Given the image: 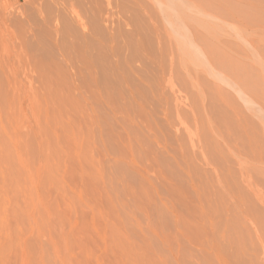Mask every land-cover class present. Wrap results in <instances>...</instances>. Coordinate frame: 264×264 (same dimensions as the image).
<instances>
[{
  "label": "rangeland",
  "instance_id": "1",
  "mask_svg": "<svg viewBox=\"0 0 264 264\" xmlns=\"http://www.w3.org/2000/svg\"><path fill=\"white\" fill-rule=\"evenodd\" d=\"M92 1L95 2V0ZM92 1L0 0V193H2L0 194V215L3 217L2 222L0 220V229H2V232L4 231L3 233L0 232V237L2 238H0V249L3 250L2 252L0 250V253H2V259L0 261H2L3 264H21L20 243H22L21 249L23 247L25 248V254L28 255V264H59L58 262H60V264H64L63 260L68 257V253L71 254V252H75L74 255L78 254V246L76 244L79 243L76 242L77 239H75V241H72L74 240V236L72 235H78V239L80 240V242H99L100 239L107 242V244H109L110 242V244L113 243V245H115L114 243H116L115 250L113 249V246L112 250H109L107 253L103 254V260L105 263H107L106 261H109V259L113 260L116 257L118 259H122L121 254L126 253L125 255L122 254V256L126 257V261L128 262L127 264H133L132 261H134L135 263L137 262L138 264H157V262L158 264H264V224H257L255 223L254 218H248L251 215L247 214V212L245 214V210L243 214V210H240V203L238 201L241 197V200L246 205H251L252 210L250 211H253V209H258L259 211L257 210V212H260V214L264 215V155L262 153L264 152V150H259L261 149V147L259 143L257 144V142L260 141V144L263 143L262 146L264 147V86L261 87V89L258 88L257 84L255 83L256 81H259L258 83L260 84V86L264 85V70H262V72L260 71L261 73H256V71H254L255 69L251 71L249 68H246V70L248 69V74L254 71L253 75H258L257 77H253L252 80L253 84H256V86H254L251 81V83H248L249 94H247L248 91L244 89L241 90V92L243 91L244 93H240V91L238 92L237 90H235L237 87H234L233 91L232 88L230 89V85L225 86L223 85V83H221L224 82L225 84H227V81H222L218 77L217 78L219 79V81L217 79L211 80L213 78L211 77V75L206 74V78L205 74H202L204 80L207 79L211 85L212 83L216 85L220 84L219 86L222 87L225 92H232V94H224V96L228 97L227 99L231 101V104H228L230 105L229 107H227L226 105V108L225 106H223V104H216L218 102H215L214 106H216L219 110L217 105H221L220 110L222 109L223 112L228 109L225 112L227 113V115L231 113L229 115L231 117V120L235 118V116L238 117L239 114L242 115L243 113L244 116L242 115V117L239 116L238 118H240V120H248L249 123L251 122L249 125H252L250 129H255H252L250 131L247 128L248 124L245 120L244 122L246 124H241V122L243 121H240L237 117L236 121L234 120L235 123L230 121L229 119L231 125L227 127V130L228 128H230V130H228L230 131V133H228L227 130L225 133V130H223V128L226 129V127H221L222 132L224 133V137L234 147H237L238 145V148H241V151L239 149H235L239 151V153L241 152L240 154L244 153L242 151H245V153L247 152V155L243 154L241 157H232V155L225 151L226 148L222 145L223 142H219V144L224 147V151H222L225 157L221 158L217 156L220 163L219 161H216L217 163H209L205 158L207 156L204 154L202 155V153L198 151L199 149L197 147V144L195 143L197 142L196 139L198 137V133L200 132L199 129L197 130L196 124L193 121V114L195 110H186L188 108L191 109L192 107H190V103L187 104L188 100L190 99L187 96V93H185L186 91H183V86L180 83L179 78L175 79V75L170 76L169 74H167L168 72H166V75L164 76V80L166 81L165 83H163V87L161 89V87L157 83L156 85H154L155 80L153 79L155 77L153 78V75L156 71L153 65H149L147 62H142L141 64L145 65L143 68L142 65L140 66V62L137 61L134 62V65L132 64V66L137 65V68L133 67L134 70L137 69V71H134L132 69V66L129 69V66L124 60V56L130 52L131 48L127 49L125 47L124 37L126 38V36L123 37V35H125L123 32L125 31L126 33L127 29V34L132 33H129L131 26L124 24V26L120 24L121 26L119 27L123 26V29H125V27L126 29L123 30L119 28L118 30L122 31V33L121 31L119 32L122 36L121 39H119L120 35L116 34L118 37L115 36V39L118 38L116 40L118 42L116 43L115 41H113V43L115 42L117 45L120 44L119 40L120 42L122 40L121 43L124 46L123 47L120 45L121 47H119V56L121 52L123 53H121L122 57L120 56L119 60L122 59L123 63L121 64L120 69H116L114 65L116 59L115 53H112V55L110 52L111 56H109V49L106 50L107 48H109L107 46H109V44L111 43L103 40L108 39L107 37L109 31L111 32L113 29H111V27H106L104 23V16H101V11H98L96 7L89 8L91 4H93ZM195 1L197 2V0H194V3ZM217 1L219 2V4ZM99 2L102 3L101 6L103 7V5L105 6L106 0H104V2L103 0H99ZM126 3L127 2H124L123 4L125 5ZM216 3L218 6H216ZM263 3L264 0H225V2L224 0H198V5L195 4V10L199 9L200 4V8L203 9V12L201 11V9H199L198 11L196 10L195 12L197 16L198 14L199 16H201L204 13L205 16L209 17L213 14L212 16L215 17L210 19H208V17L201 16L203 20H211V23L213 24L215 22H218L219 24V21L220 24H222L221 20L223 21V24L225 25L219 24V27L224 26V29L227 30L223 31V29L221 30L220 28V31L222 35L223 33H225L224 37H227L228 40L230 39V41L233 42V44H231V50H233L231 51V55L234 56V58L235 56H237V51L242 52L241 56L246 53V50H248V53L250 54L253 41H257V46L262 47L257 48V46L255 45L256 43L254 42L252 49L254 50L255 48L254 53H257L260 59L258 60L262 63V66H259L261 69H264ZM130 4L132 5L133 3ZM205 4H208V8H210V6H214V9L212 8L209 12ZM229 4L231 8H229ZM131 5L129 6V4H126L125 6H129L131 8L133 6ZM222 5H225L227 9L225 8V6L222 7ZM71 7L75 8L81 14V16L85 15L84 19H87V21L88 18H86V16H91L92 20H97V15H99V18H103L100 20L98 19V21L90 20L93 24L91 26L89 25L90 28L95 27V23L97 24L98 22L99 26L98 24V27L96 26L97 33L93 32L94 35L91 36L87 31H84L76 18L71 13ZM93 8L96 9V12H92ZM221 8L225 12L224 14ZM215 9H217L218 14L215 13ZM212 10H215V12H213ZM234 10L235 12L237 11L236 14L234 13ZM255 11L258 12L256 13ZM126 12L128 13L129 11H125V13ZM140 15L142 16V13ZM140 15L137 14V17L139 19L138 21H140V19L142 21L146 17L144 13V17L142 16L143 19ZM242 15L243 17H246L247 21L243 20ZM60 16H62V18L64 17L63 19L68 20H64V22L67 23L70 34L72 33V31L74 32V29H77L75 30L76 32H79V30H81L80 33H86L85 35L82 33L85 37H83L84 40L81 37L80 39H78L79 37L76 38L72 35V39L76 38L74 39V41H72V39H70L71 35L69 36L67 30V33L64 34L62 42L65 48L63 46L61 48L64 52V55L66 54V56L63 55L62 50L59 49L53 41L54 37L56 36L55 29L53 28L59 26V21H61L62 19ZM122 17L125 19L124 16ZM232 17L235 19L231 20ZM198 19L201 18L199 17ZM90 21H88L89 24ZM120 21L121 20H119V22H116L123 23ZM237 22H239L238 25ZM246 23L251 26L249 27ZM256 23H258L259 25H257ZM261 23L262 25H260ZM218 24H216L215 27ZM253 24L256 25L252 26ZM100 25L102 26L100 27ZM235 27H238L237 30L235 29ZM249 30L251 31V33ZM92 31L95 30L92 28ZM238 32L240 34H238ZM87 33L91 36L90 38L94 37L92 39H98V36H100V34V39L101 37H104L103 34L107 35V37L105 36L102 39L103 42L100 39H96L101 43V45L104 46L107 54H105V52H102L103 48L99 47V44H97L98 46L96 45L97 41L93 42V40L88 37V42L90 43H87ZM98 33L99 35L97 36ZM248 35L251 36V38L253 37L252 39H254H251V44L249 42L250 40L248 39L250 37H247ZM133 36H130V38H126V40L132 43L130 39L132 37V40H134L135 38H133ZM238 39L241 42L237 41ZM73 42H76V44H73ZM153 42H150V44L153 45ZM115 43L113 45H115ZM218 43L219 42H217V44L215 45L224 49H226V47L228 48V46L219 45ZM106 44L108 45L106 46ZM234 44H238L239 46H241L238 47ZM198 45L199 46H195L196 49L198 47H200L201 49L202 45ZM88 46L90 47V53ZM82 47L84 50L86 49V47H88V49H86L84 52ZM153 49L155 50V45ZM200 49H197V51L195 50V54L198 55L197 58L195 54H192L194 55V58H196L195 61H198L195 66L199 69L205 66V64L202 63L203 56L199 55L200 52L198 53V50ZM193 50L194 49H192V52ZM95 52L97 54V57L96 55H93L95 54ZM225 52H227L228 54L230 50L229 52L228 50H225ZM234 52L236 55L233 54ZM258 52H261L262 55L260 56ZM137 53L138 52H134L132 54L130 52V54H132L131 56L136 55ZM248 53H246L247 55L245 54V58L244 56L242 57L244 58V60L247 58L251 59L244 62L249 61V63H253L252 61L254 60V58L257 59L256 53L254 58L251 54L249 56ZM83 54L86 55L83 56ZM104 54L108 55L110 58H107V56L105 57ZM68 55L72 59L70 57H67ZM92 55L95 57L92 58ZM102 55L104 56V58ZM86 56L90 60V64L92 63L91 60L94 61L93 65L89 64L90 66L87 65V68H92L91 73H94V70L96 69L98 81L101 85L105 84V87L107 88L105 90V87L103 85L100 86L101 91H103L101 93V97L103 98V100L98 95L94 96V94V97L90 95L91 97L89 99L86 98V93L84 92V90L86 89L84 88V85H87L86 88H94V83L91 79L90 73L85 72V70H90H87V68L85 69L86 64L84 65L85 67L81 64L87 61L85 60ZM78 57L81 58L83 62L80 63ZM111 57L113 60L111 59ZM68 58L70 59V61ZM109 59H111L112 62ZM200 59H202V61ZM95 60L97 61L100 68L95 67ZM249 63L247 62L246 64L248 67ZM257 63L260 64V62ZM112 66L115 68L113 69ZM138 67H141V69L139 68V70ZM204 68L207 69L208 66H205ZM204 68L201 71L206 70ZM131 69L136 73H132L133 71ZM99 70H101V74L104 75V82L102 80V76L98 75ZM150 70H153V73ZM104 72L106 74H104ZM109 72L111 73V76ZM121 72L124 73H122L121 75L117 74ZM151 73L153 78L152 80L154 81L153 85L159 88L158 91L153 88L154 92H157L156 94L153 92V85L152 87L150 86L151 82H153L150 79ZM118 76L120 78H118ZM144 76L145 79H143ZM255 78L256 81H254ZM177 79L179 82L177 81ZM230 80L234 81L233 79ZM231 81V86H233L234 83ZM115 82L117 84H115ZM126 83H129V87L126 86ZM89 85H91V87ZM250 85L255 87L253 88L255 89V93L253 92L254 90L250 88ZM148 86H150V88ZM70 87L71 89H69ZM180 88H182V90ZM127 89L128 91H130L129 93L126 92ZM163 89L164 91H161ZM251 90L252 94L250 93ZM256 90L260 91L261 93L260 99L258 97L260 93H256ZM161 92L165 94V96L163 94L164 97L161 95ZM241 94H243L244 96ZM231 95L233 97H231ZM157 99H159L160 101ZM231 105L236 106L234 108L237 109L232 110L233 106L231 108ZM166 106L168 108L166 113H169L170 111V115H168V113H165ZM179 107L180 111H178ZM181 107L183 108L185 115L184 113H182L183 111L181 112ZM239 107H241V110ZM163 108H165L164 112ZM175 111H177L176 114ZM236 111L239 114L235 113ZM96 112L99 114V116L98 114H96ZM142 112L144 113L142 114ZM233 112L234 114H232ZM179 113H181L182 115ZM200 113L204 115L202 111H200ZM247 113L248 115H246ZM125 114L127 115V117ZM171 114L174 118L171 117ZM258 114L261 116L258 117ZM164 115L165 117L166 115H168V119L164 118ZM231 115H233V117ZM225 116L226 115L224 114V117ZM189 117H191V120L189 119ZM237 120L238 122L240 121L241 127H243L242 125H244L243 129L246 134H248V132H246V130L248 129L249 134L247 136L249 137V139L251 136L253 137V146H256L257 144L258 150L255 149V153L253 152V150L251 151L252 148L249 149L248 146L250 145V143L248 145L244 144V146L248 148V150H243L245 148L241 147L243 146V142L241 143V141L243 140L245 143L244 137L246 135L243 137V135L241 134L243 130L239 129L241 128L240 126L237 127V124L239 125V123H237ZM172 122H174L173 125ZM235 124L238 128V134L240 133L243 139L241 138V135L237 136V132L234 130ZM155 125H159V127H155ZM159 130H161V132ZM90 131L91 137L89 136ZM196 131L199 132L196 134ZM244 131L243 134H245ZM250 132L253 135H251ZM101 134H103V136ZM179 134H181V136H179ZM228 134H235L236 137L241 138L242 140L236 138L237 142H234L235 136L234 138H232L233 135L231 137ZM127 135L130 140L128 139ZM227 135L231 138L226 137ZM153 136L155 138H153ZM256 136L259 141H257ZM246 139V143H248V138ZM238 141L240 144L238 143ZM251 141L252 140L250 139L249 142ZM183 142L185 143L183 144ZM234 143L238 144L234 145ZM253 146L251 145V147ZM173 148H176L177 150ZM147 149L149 150V152ZM191 149L193 151H191ZM140 151L142 152V154ZM154 151L156 152V154L153 153L152 155V152ZM258 151H261V156L260 152L258 156ZM248 152L249 155H251L250 152H252V155L254 153L256 159L259 158L260 160L255 163L256 159L254 160L251 156V158H249ZM146 154L149 155V158ZM194 155H199L197 156L199 158L195 157ZM186 156L188 157L186 158ZM229 157L231 158V160H229ZM227 158L229 162L231 161V163L228 162ZM166 161L171 164H168ZM188 161L189 167L187 164ZM155 164H157V166ZM217 164L218 166H216ZM243 166L245 170L243 168H240ZM253 167H255L257 170H253ZM162 168H164V170ZM139 169L141 171H139ZM174 169H176V172ZM187 169L189 171H187ZM155 170L158 176L155 173ZM221 170H223V172H221ZM235 172L236 174H234ZM219 173L222 174L219 175ZM241 175H243L244 177ZM53 178L55 179V181ZM259 179H261L262 182L259 181ZM228 181H230V183H228ZM203 187H205V189ZM240 187L242 188V190L240 189ZM209 188L211 191L208 190ZM187 189L188 191H186ZM240 191H242L243 194H241ZM186 194L188 195L186 196ZM248 196L252 198V200H250ZM247 199L249 201L248 204ZM216 203H218V206L216 205ZM21 208H24L23 213ZM230 209L231 211L229 212ZM232 210H235V213ZM25 211L27 217L24 214ZM15 212V217L17 219L15 218L13 221ZM20 212L23 214L22 216ZM198 214L200 217L198 216ZM220 215L223 218H221ZM50 216H52V218ZM19 217L23 218V220L21 218L19 219ZM184 217L187 219H185ZM50 219H52L53 221H50ZM15 220L18 221H16L17 227L15 224ZM35 220H37V223L35 222ZM94 222L98 226L99 230ZM75 224H80L78 225L79 228L78 226H75ZM110 225H112L113 229ZM52 227H56V230H54V228L52 229ZM80 227L83 233L80 230V234L79 232L77 234V231H79ZM70 228H73L72 230H74V228H77L78 230L71 233ZM33 229H35V231H33ZM89 230H91L92 232H89ZM45 232L47 233L45 234ZM74 232H76L77 235ZM114 233L116 234L114 235ZM67 234H69V236ZM81 235L82 239L81 237H79ZM60 237L63 238V242L66 237L70 240V242L72 241L71 243H69L68 240L69 247H67L66 245V247L69 249V252L64 245L60 247L63 250H59V253L60 251H62L60 254L54 250V247L52 246L53 243L51 244V242H53L55 239H57L58 241V238ZM175 237L176 239H174ZM83 239L85 240L83 241ZM15 240L17 241V243L19 242L17 246ZM5 242L6 245H3L5 244ZM7 242L8 245L12 244V246L7 247L6 251L4 247L8 246ZM68 243L66 242V244ZM26 246H28V248ZM22 251H24V249H22ZM119 251L121 254L119 253ZM63 252H65V255ZM129 252H131L132 257L131 254H128ZM31 253L33 254L32 258L29 257L32 256ZM66 254L67 257L63 258V255L65 257ZM58 255L62 256V258ZM38 256H40L41 259ZM136 256L140 258H136ZM29 258L31 260H29ZM228 258L231 261H229ZM67 260H69V263L67 264H70V258L66 259V261ZM122 260L125 261L124 258Z\"/></svg>",
  "mask_w": 264,
  "mask_h": 264
},
{
  "label": "bare ground",
  "instance_id": "2",
  "mask_svg": "<svg viewBox=\"0 0 264 264\" xmlns=\"http://www.w3.org/2000/svg\"><path fill=\"white\" fill-rule=\"evenodd\" d=\"M90 1H92V0H90ZM131 1V2H130ZM203 1H205V0H203ZM209 1H211V0H209ZM213 1V0H212ZM221 1V0H220ZM233 1H235V0H233ZM103 2H104V0H103ZM124 2H127L126 4L128 5L129 4V6L131 5L130 3H133L131 6V8L128 6V7H126L123 3ZM129 2V3H128ZM197 2H198V0H197ZM197 2L195 1V3H194V0H106V2H105V6L103 5V7L101 6L102 5V3L101 2H99V0H95V2L94 1H92V3L95 5H93V4H91V6L89 7V8H92V7H96V9L98 10V11H101L102 12V15L101 16H104V23H105V25H106V27L108 28H110L111 27V29H115L114 31H116V32H114L113 30L110 32L109 31V34H108V37H107V35L106 34H103L104 35V37L106 36L108 39H103L102 37H101V39H100V36H101V34H100V36H98L99 35V33L97 34V36L99 37L98 39H100V40H104V41H106V42H110L111 44H109V46H107L108 44H106V46L107 47H109V48H107L106 50H108V52H109V56H111L110 55V52H111V54L113 53H115V56H116V59H115V62H114V65H115V67H116V69H120L121 68V64L123 63L122 62V59L121 60H119V58H120V56L122 57V54L120 53V56H119V47H121V46H123V44L121 43L122 42V40H121V42H120V40H119V43L120 44H117L116 45V43L118 42V41H116L117 39H115V36L116 37H118L116 34H118V35H120L119 36V39H121V34L119 33L120 31H118L119 30V28L120 29H123L124 27V25H128V26H131V29H130V31H129V33H132V34H127L128 33V31H127V29H126V27H125V29H126V33H125V31L123 32L125 35H123V37L124 36H126V38H130V36H133V38H135L134 40H132V37H131V41H132V43L130 42V41H127L126 40V38L124 37V44H125V47L127 48V49H130L131 48V50H130V52L133 54L134 52H138L136 55H133V56H131L132 54H130V52L129 53H127L125 56H124V60H125V62H126V64L129 66V69H130V67L132 66V64L134 65V62H137V61H139L140 62V66L142 65L141 63L143 62H147L149 65L151 64V65H153L154 66V69H155V73H154V75H153V78H152V73H153V67H152V69L153 70H150V71H152V73H151V80L153 79V80H155V84H154V81L153 82H151V84H150V86L152 87V85L154 84V85H156V83L161 87V89H162V85H163V83H165V81L166 80H164V76L166 75L165 73L166 72H168L167 74H169L170 76L171 75H175V77L174 76H172V77H174L175 79L176 78H179V80H180V83L182 84V86H183V91L185 90L186 92L185 93H187V96L189 97V99L190 100H188V103L187 104H189L190 103V107H192L191 109L190 108H188V109H186L185 107V109L188 111V110H192V111H194L195 110V112H194V114H193V121L195 122V124H196V127H197V130L199 129V133L196 131V134L198 133V137H197V142H195L196 144H197V147H198V151H200L201 153H202V155L204 154V155H206L207 157H205L206 158V161L208 160V162L210 163H213V162H216V161H219V159H218V157L217 156H219V157H221V158H223V157H225V155H223V149H224V147L223 146H225V151H227L230 155H232V157L233 156H238V157H241L243 154H245V155H247V152L245 153V151H242V152H244V153H242V154H240L239 153V151H237L239 148H238V143H239V141H238V143H234V145H237V147L235 146H233V145H231V143H229V141H227L226 139H225V137H224V133L222 132V129H221V127L223 128V127H226V129H224L223 128V130H225L224 132L226 133V130H227V127H229L231 124V122L230 121H232V122H234V120L236 121V117L237 116H235V118H233L232 120H231V117L229 116L231 113H229L228 115H227V113L225 112L226 110H228V109H226L224 112L222 111V109L220 110V108H221V105L219 106V105H217L218 106V108H219V110L217 109V107L216 106H214L215 104V102H218V103H216V104H223V106H225L226 107V105H227V107H229L230 105H228L231 101L229 100V99H227L228 97H226V96H224V94H228L227 93V91L225 92L224 90H223V88L222 87H220L219 85H216V84H213L212 83V85L210 84V82H208V80L206 81V80H204V78L202 77L203 75L202 74H205V76H206V74H209V75H211V77H213L211 80H213V79H217L218 81H219V79H221L222 81H227L226 83L227 84H225L224 82H221V83H223V85H225V86H229L230 85V89L232 88L233 89V91H234V87H237L235 90H237L238 92L240 91V93H244L243 91L241 92V90H247L248 91V83H251L252 82V84H253V77H257L258 75H253V72L254 71H256V73L258 72V73H261L262 72V70H264V69H261L260 68V66L259 65H261L262 66V63H261V61H259L260 59H259V56L257 55V53H256V56H257V59L256 58H254V56H255V53H254V50H255V48H254V50L252 49V47H253V43L255 42H257V41H253V43H252V47H251V52H250V54L253 56V58H254V60L252 61L253 63H249V61H247L249 64V67L246 65L247 64V62H244V61H246V60H250L249 58H247V59H245L244 60V58H245V54L246 53H248V50H246V53L244 54V55H242V56H244V58L241 56V51H237V56H235V58H234V56H232L231 55V51H233V50H231V44H233V42H231L230 41V39L228 40L227 39V37H224L225 35V33H223V35L221 34V31H220V28H221V30L223 29V31H226L224 28V26H221V27H219L220 25H222L223 24V21L221 20V22H222V24H220V21H219V24H218V22H215L216 24H218L216 27H215V23L213 24V23H211V20H209V21H206L205 19L203 20V18L201 17V16H205L204 15V13L201 15V16H199V14H198V16L201 18V19H198L199 17L196 15V10H195V4H197ZM215 2V1H214ZM218 2V1H217ZM224 2H225V0H224ZM240 2V1H239ZM262 2V1H261ZM260 2V3H261ZM91 3V2H90ZM89 3V4H90ZM96 3V4H95ZM100 3V4H99ZM210 3V2H209ZM243 3H245V2H243ZM218 4H219V2H218ZM221 4V3H220ZM227 4V3H226ZM250 4V3H249ZM264 4V3H263ZM157 5V6H156ZM198 5V4H197ZM208 5V4H207ZM207 5L205 4V6L207 7ZM134 6H135V8H134ZM210 6V5H209ZM216 6H218L217 5V3H216ZM223 6H225V5H222V7ZM237 6V5H236ZM248 6V5H247ZM251 6V5H250ZM128 8V9H127ZM208 8V7H207ZM214 9V6L212 7V6H210V8H208V10H209V12H210V10L211 9ZM216 8H218V7H216ZM225 8H226V6H225ZM229 8H231L230 7V4H229ZM235 8V7H234ZM234 8H232V9H234ZM242 8H243V6H242ZM88 9V8H87ZM96 9H94L93 8V10H92V12H96ZM199 9H201V11L203 10L202 8H200V4H199ZM198 9V10H199ZM227 9V8H226ZM246 9V8H245ZM250 9V8H249ZM138 10H139V12H138ZM197 10V11H198ZM215 10H216V12H215ZM215 10H212L213 12H215L216 14H218L217 13V9H215ZM221 10H222V8H221ZM229 10V9H228ZM255 10H257V9H255ZM70 11H71V13L73 14V16L76 18V20L78 21V23L81 25V27L83 28V30L84 31H87L91 36H93L94 34H93V32H95V33H97V28H96V26H97V24H98V22H97V24L95 23V27H89V25L91 26V25H93L92 23H91V21L90 20H92V18H91V16L90 17H87L86 16V18H88V21H90V24L88 23V21H87V19H84L85 18V15L84 16H81V14L75 9V8H73V7H71V9H70ZM89 11V10H88ZM125 11H129L128 13H130V14H128L127 12L125 13ZM223 11V10H222ZM61 12V11H60ZM138 12V13H137ZM203 12V11H202ZM208 12V13H209ZM221 12V11H220ZM231 12V11H230ZM237 12V11H236ZM236 12H235V10H234V13L236 14ZM256 12V11H255ZM258 12V11H257ZM256 12V13H257ZM138 15H140L141 13H142V16H143V13H144V15L146 16L145 18H147V19H143V17H142V21H141V19H140V21H138L139 19H138V17H137V14ZM207 13V14H208ZM225 12L223 11V14H224ZM226 13H229V12H226ZM255 13V14H256ZM126 14V15H125ZM212 14V13H211ZM261 14V13H260ZM213 15V14H212ZM212 15H210L209 17L208 16H205V17H208V19H210V18H213V17H215V16H212ZM230 15V14H229ZM228 15V16H229ZM244 15V14H243ZM243 15H242V17H243ZM247 15H248V13H247ZM95 16H96V14H95ZM122 16H124L125 17V19L122 17ZM136 16V17H135ZM240 16V15H239ZM238 16V17H239ZM252 16V15H251ZM254 16H256V15H254ZM61 18H62V16H60ZM92 17H93V14H92ZM128 19H127V18ZM198 17V18H197ZM227 17V16H226ZM235 17H237V16H235ZM64 18V17H63ZM61 19V21H59V26L58 27H56V28H53V29H55V34H56V36L54 37V39H53V41H54V43H55V45L59 48V49H61L62 48V46L64 47V45H63V38H64V34L65 33H67V30H68V26H67V23H65L64 22V20L65 19ZM73 18V17H72ZM123 18V19H122ZM135 18H137V19H135ZM140 18V17H139ZM240 18V17H239ZM238 18V19H239ZM97 20H92V21H98V19L100 20V19H103V18H99V15H97V18H96ZM117 19H119V20H121L120 22H123V23H118L119 22V20H117ZM219 19V18H218ZM232 19H235V18H231V20ZM263 19H264V17H263ZM214 20H216V19H214ZM225 20V19H224ZM229 20V19H228ZM241 20V19H240ZM243 20H246V17L244 16L243 17ZM251 20V19H250ZM254 20V19H253ZM258 20V19H257ZM65 21H68V20H65ZM116 21H118V22H116ZM234 21V20H233ZM247 21V20H246ZM263 21V20H262ZM102 22V21H101ZM137 22H138V24H137ZM225 22V21H224ZM235 22V21H234ZM243 22H245V21H243ZM100 23V22H99ZM238 23L239 22H237V25H238ZM120 24H124L122 27H119V26H121ZM243 24H245V23H243ZM247 25H248V23H246ZM250 24V23H249ZM257 25H259L258 23H256ZM256 24H253L252 26H254V25H256ZM78 25V24H77ZM104 25V26H105ZM142 25V26H141ZM223 25H225V24H223ZM260 25H262V23L260 24ZM54 26H56V25H54ZM73 26V25H72ZM98 26H99V24H98ZM97 26V27H98ZM102 25H100V27H101ZM143 26H144V28H143ZM249 26V25H248ZM251 26V25H250ZM249 26V27H250ZM241 27V26H240ZM246 27V26H245ZM92 28L95 30V31H92ZM217 28H218V30H217ZM238 28V27H237ZM237 28L235 27V29L237 30ZM125 29H123V30H125ZM141 29H144V30H141ZM75 30H77V29H74V32L72 31V33L70 34L69 33V30H68V34H69V36L71 35V38L70 39H72V35L74 36V37H76V38H78V39H80V37L84 40V36H83V34L85 35L86 33L84 32H82V33H80V31L81 30H79V32L77 31H75ZM101 30H102V28H101ZM128 30H129V27H128ZM54 31V30H53ZM230 31V30H229ZM243 31V30H242ZM246 31V30H245ZM250 31V30H249ZM50 32V31H49ZM103 32H104V30H103ZM118 32V33H117ZM237 32V31H236ZM255 32V31H254ZM88 33H87V36H86V38L88 39H86L87 40V43L89 44L90 42H88L89 41V38L91 37L90 35H88ZM121 33H122V31H121ZM243 33V32H242ZM250 33H251V31H250ZM263 33V32H262ZM36 34V33H35ZM127 34V35H126ZM238 34H240L239 32H238ZM51 35V34H50ZM96 35V34H95ZM130 35V36H129ZM222 35V36H221ZM254 35V34H253ZM129 36V37H128ZM240 36H242V35H240ZM259 36V35H258ZM84 37V38H83ZM89 37V38H88ZM238 37V36H237ZM247 37H250V38H248L250 41V44H251V39L253 38H251V36H247ZM261 37V36H260ZM263 37V36H262ZM76 38H73L72 39V41H74V39H76ZM92 38H94V37H92ZM92 38H90V39H92ZM232 38V37H231ZM236 38V37H235ZM240 38V37H239ZM242 38V37H241ZM97 39V38H96ZM96 39H92L93 40V42L94 41H97ZM115 39V40H114ZM123 39V38H122ZM243 39V38H242ZM103 40H102V42H103ZM136 40V41H135ZM246 40H247V38H246ZM252 40H254V39H252ZM79 41V40H78ZM113 41H115L114 43H115V45H113L114 43H113ZM134 41V42H133ZM155 42V44H154V42ZM237 41H240L239 39L237 40ZM77 42V41H76ZM76 42L74 43L73 42V44H76ZM92 42V43H93ZM150 42L152 43L153 42V45L152 44H150ZM217 42H219L218 44L219 45H226V46H228V48L226 47V49H224V48H221V47H219V46H216L215 44H217ZM241 42V41H240ZM248 42V41H247ZM247 42H246V44H247ZM78 43V42H77ZM113 43V44H112ZM220 43H222V44H220ZM245 43V42H244ZM72 44V45H73ZM80 44V43H79ZM97 44H99V47H102L103 48V50H102V52L104 53L105 52V54H107L106 53V50L104 49V46L103 45H101V43L100 42H98L97 41V43H96V45ZM103 44V43H102ZM104 44H105V42H104ZM195 44V45H194ZM198 44H201L202 46V48L200 49V47H198L197 49H200V50H198V53H199V55H202L203 56V62L202 63H204L205 64V66L207 67L208 66V68L206 69V68H204V67H202V68H197L195 65L197 64V62L198 61H195V59L198 57V55H196L195 54V50L197 51V49H196V45L197 46H199ZM245 44V45H246ZM262 44V43H261ZM93 45V44H92ZM95 45V44H94ZM119 45V46H118ZM121 45V46H120ZM154 45H155V50L153 49L154 48ZM235 45V44H234ZM256 46L258 45L257 43L255 44ZM84 46H86V45H84ZM83 46V47H84ZM98 46V45H97ZM115 46V47H114ZM153 46V47H152ZM235 46H238V47H240L238 44H236ZM255 46V47H256ZM83 47H82V49H83ZM89 47V46H88ZM88 47H86V49H88ZM118 47V48H117ZM124 47V46H123ZM223 47V46H222ZM225 47V46H224ZM249 47V46H248ZM260 47H262V46H257V48H260ZM65 48V47H64ZM133 48V49H132ZM79 49H81V48H79ZM85 49V50H86ZM117 49V50H116ZM124 49V48H123ZM122 49V50H123ZM137 51H136V50ZM191 49V50H190ZM192 49H194L193 50V52H192ZM240 49V48H239ZM245 49V48H244ZM243 49V50H244ZM250 49V48H249ZM62 50V49H61ZM84 50V49H83ZM85 50H84V52H85ZM225 50H228V52H229V50H230V54L228 53L227 54V52H225ZM252 50H253V53H252ZM263 50V49H262ZM127 52H128V50H127ZM192 52V53H191ZM62 53H63V55H64V52H63V50H62ZM61 53V54H62ZM82 53V52H81ZM89 53H90V47H89ZM88 53V54H89ZM244 53V52H243ZM259 53V55L261 56L262 54H261V52H258ZM67 54H68V52H67ZM104 54V56L106 57L107 56V58H110L108 55H105ZM112 54V55H113ZM141 54V55H140ZM192 54H195V56H196V58H194V55H192ZM234 55H236L235 54V52L233 53ZM249 54V53H248ZM250 54H249V56H250ZM28 55V54H27ZM84 55H86V54H83V56ZM93 55H96V57H97V54H96V52H95V54H93ZM92 55V56H93ZM247 55V54H246ZM263 55H264V53H263ZM64 56H66V54L64 55ZM91 56V55H90ZM99 56V55H98ZM103 56V55H102ZM104 56H103V58H104ZM115 56H114V58H115ZM251 56V57H252ZM32 57V56H31ZM67 57H70L69 55L67 56ZM74 57H75V55H74ZM80 57V56H79ZM78 57V59L80 60V63L81 62H83V60L81 59V58H79ZM95 56H93L92 58H94ZM66 58V57H65ZM71 58V57H70ZM85 58V57H84ZM99 58V57H98ZM202 58V57H201ZM69 59V58H68ZM72 59V58H71ZM111 59H112V57H111ZM111 59H109L110 61H111ZM259 59V60H258ZM262 59H263V57H262ZM85 60H87L85 63L83 62V63H81L83 66L86 64V67H85V69L87 68V65L88 66H90V65H93V62L94 61H92L91 60V64H90V60L88 59V57L86 56V59ZM94 60V59H93ZM102 60V59H101ZM113 60V59H112ZM201 61H202V59H200ZM69 61H70V59H69ZM96 61V60H95ZM104 61V60H103ZM106 61V60H105ZM201 61H200V63H201ZM107 62V61H106ZM112 62V61H111ZM138 62V63H139ZM257 62H260V64L259 63H257ZM61 63V62H60ZM96 63V68H100L99 67V65H98V63H97V61L95 62ZM102 63V62H101ZM108 63V62H107ZM90 64V65H89ZM119 64H120V66H119ZM199 64V63H198ZM95 65V64H94ZM98 65V66H97ZM103 65V64H102ZM251 65V66H250ZM75 66V65H74ZM143 66V68H144V66L145 65H142ZM247 66V67H246ZM94 67V66H93ZM115 67H113L112 66V68L114 69ZM136 67L137 68V65L136 66H132V69L134 70V68ZM252 69H251V68ZM263 67H264V63H263ZM124 68H126V67H124ZM141 69V67H138V69ZM206 69V70H204V71H201L202 69ZM246 68H249L251 71L252 70H254L253 72H251V73H249L248 74V69L246 70ZM61 69V68H60ZM94 69V68H93ZM131 69V70H132ZM139 69V70H140ZM261 69V70H260ZM87 70H90V71H86L85 70V72H89L90 73V75H91V79H92V81H93V83H94V88H86V86L87 85H84V88L86 89V90H84V92L86 93V98H90L91 96L90 95H92L93 96V94H94V96H96V95H98L99 97H101V93L103 92V91H101V87L100 86H104L105 87V84H100V82L98 81V76H97V71H96V69L94 70V73H91L92 71V68H90L89 69V67L87 68ZM108 70H109V68H108ZM132 70V71H133ZM138 70V71H139ZM76 71V70H75ZM101 70H99V76H102V80H103V77H104V75H102L101 74V72H100ZM104 71V70H103ZM126 71H127V69H126ZM134 71H137V69H135ZM132 72V73H136V72ZM261 71V72H260ZM108 72V71H107ZM113 72V71H112ZM110 73V72H109ZM114 73V72H113ZM122 73H124V72H121V73H117V74H122ZM264 73V72H263ZM76 74V73H75ZM104 74H106L105 72H104ZM116 74V73H115ZM128 74H129V72H128ZM181 74H184V75H181ZM126 75H127V73H126ZM144 75V74H143ZM147 75V74H146ZM253 75V76H252ZM109 76V75H108ZM110 76H111V73H110ZM150 76V75H149ZM204 76V77H205ZM124 77V76H123ZM210 77V76H209ZM214 77H216V78H214ZM219 79H218V78ZM263 77H264V75H263ZM118 78H120L119 76H118ZM170 78V77H169ZM206 78H207V76H206ZM100 79V78H99ZM117 79V78H116ZM139 79V78H138ZM143 79H145V76L143 77ZM143 79H141V80H143ZM230 79H233L234 81H231ZM259 79H260V74H259ZM101 80V81H102ZM111 80V79H110ZM147 80V79H146ZM164 80V81H163ZM170 80V79H169ZM113 81V80H112ZM163 81V82H162ZM177 81H178V79H177ZM210 81V80H209ZM230 81L231 82H233L234 83V85L233 86H231L232 84L230 83ZM251 81V82H250ZM254 81H256V78L254 79ZM72 82V81H71ZM85 82H87V81H85ZM88 82H89V79H88ZM103 82H104V80H103ZM179 82V81H178ZM259 81H256L255 83L257 84V87L258 88H261V87H263L264 85H262V86H260V84L258 83ZM125 83V82H124ZM162 83V84H161ZM168 83H169V81H168ZM229 83V84H228ZM262 83V82H261ZM84 84V83H83ZM85 84H87V83H85ZM115 84H117L116 82H115ZM144 84H145V81H144ZM146 84H147V82H146ZM256 84L254 85V86H256ZM259 84V85H258ZM123 85V84H122ZM129 85V83H126V86L127 87H129L128 86ZM148 85H149V83H148ZM153 85V87H152V89L153 88H155V90L156 91H158V89L159 88H157V86H154ZM173 85V84H172ZM82 86V85H81ZM90 87H91V85H89ZM132 86V85H131ZM150 86H148L149 88H150ZM158 86V87H159ZM222 86V85H221ZM251 86V85H250ZM254 86H251L250 88H252V90H254L253 92L255 93V89H253V88H255ZM73 87V86H72ZM108 87V86H107ZM164 87H166V86H164ZM168 87V86H167ZM224 87V86H223ZM65 88V87H64ZM63 88V89H64ZM81 88V87H80ZM170 88V87H169ZM229 88V87H228ZM245 88H247V89H245ZM249 88V89H250ZM66 89V88H65ZM69 89H71V87L69 88ZM105 90L107 89L106 87L104 88ZM181 90H182V88H180ZM262 89V88H261ZM260 89V90H261ZM173 90V89H172ZM252 90L250 91V93L252 94ZM257 90H259V89H257ZM256 90V93L257 92H259L260 93V91H257ZM135 91V90H134ZM134 91H133V93H134ZM161 91H164V89L163 90H161ZM182 91V92H183ZM230 91H232V90H230ZM246 91V92H247ZM263 91V90H262ZM64 92H66V91H64ZM68 92H69V90H68ZM82 92H83V90H82ZM105 92V91H104ZM121 92V91H120ZM126 92L127 93H129L130 91H128V89L126 90ZM153 92H154V89H153ZM245 92V93H246ZM106 93V92H105ZM148 93V92H147ZM155 94L157 93V92H154ZM231 94H232V92H230ZM229 93V94H230ZM131 94V93H130ZM139 94V93H138ZM163 92H161V95L163 96ZM234 94V93H233ZM247 94H249V91L247 92ZM250 94V95H251ZM135 95V94H134ZM148 95V94H147ZM150 95V94H149ZM241 95H243V94H241ZM260 95H261V93L259 94V99H260ZM263 95V94H262ZM93 96V97H94ZM140 96V95H139ZM161 96V97H162ZM164 96H165V94H164ZM163 96V97H164ZM175 96V95H174ZM244 96V95H243ZM159 97H160V94H159ZM230 97V96H229ZM231 97H233L232 95H231ZM241 97V96H240ZM255 97V96H254ZM102 98V97H101ZM106 98V97H105ZM169 98V97H168ZM242 98V97H241ZM245 98V97H244ZM256 98V97H255ZM97 99V98H96ZM121 99V98H120ZM174 99V98H173ZM98 100V99H97ZM102 100H103V98H102ZM157 100H159V99H157ZM179 100V99H178ZM206 100V101H205ZM232 100V99H231ZM237 100V99H236ZM242 100V99H241ZM89 101V100H88ZM96 101V100H95ZM160 101V100H159ZM190 101V102H189ZM219 101H220V103H219ZM252 101V100H251ZM163 102V101H162ZM161 102V103H162ZM173 102V101H172ZM187 102V101H186ZM232 102H234V101H232ZM236 102V101H235ZM239 102V101H238ZM256 102V101H255ZM88 103H90V102H88ZM110 103V102H109ZM168 103V102H167ZM240 103V102H239ZM252 103V102H251ZM108 104V103H107ZM144 104V103H143ZM231 104V103H230ZM56 105V104H55ZM89 105V104H88ZM92 105V104H91ZM94 105V104H93ZM111 105V104H110ZM109 105V106H110ZM142 105V104H141ZM174 105V104H173ZM178 105V104H177ZM241 105V104H240ZM239 105V106H240ZM247 105V104H246ZM253 105V104H252ZM53 106V105H52ZM58 106V105H57ZM87 106V105H86ZM100 106V105H99ZM150 106V105H149ZM157 106V105H156ZM172 106V105H171ZM176 106V105H175ZM232 106L233 105H231V108H232ZM117 107V106H116ZM123 107V106H122ZM140 107V106H139ZM177 107V106H176ZM188 107H189V105H188ZM226 107V108H227ZM234 107H236V106H233V109L232 110H234V109H237V108H234ZM242 107V106H241ZM241 107H239L240 108V110H241ZM263 107V106H262ZM98 108V107H97ZM146 108V107H145ZM166 108V110H165V113H166V111H167V106L165 107ZM165 108H163V112H164V109ZM169 108H171V107H169ZM182 108V107H181ZM86 109V108H85ZM148 109V108H147ZM178 109V108H177ZM94 110V109H93ZM223 110H224V108H223ZM246 110V109H245ZM86 111V110H85ZM95 111V110H94ZM113 111V110H112ZM116 111V110H115ZM145 111V110H144ZM178 111H180V107H179V109H178ZM183 111V108L181 109V112ZM200 111H202V113L204 114V115H202L201 113H200ZM237 111H239V110H237ZM237 111L235 112V113H237ZM87 112V111H86ZM89 112V111H88ZM121 112V111H120ZM156 112V111H155ZM176 112L177 111H175V114H176ZM243 112H244V110H243ZM117 113V112H116ZM128 113V112H127ZM130 113V112H129ZM134 113H135V111H134ZM144 112H142V114H143ZM168 113V112H167ZM166 113V114H167ZM182 113H184V111L182 112ZM191 113V112H190ZM193 113V112H192ZM253 113V112H252ZM88 114V113H87ZM96 114H98L97 112H96ZM140 114H141V112H140ZM179 114H181V113H179ZM189 114V113H188ZM224 114L227 116H225L224 117ZM232 114H234V112L232 113ZM237 114H239V113H237ZM236 114V115H237ZM245 114V113H244ZM257 114V113H256ZM119 115V114H118ZM126 115V114H125ZM161 115H162V113H161ZM168 115H170V111H169V113H168ZM168 115H166V117H165V115H164V118H166V119H168ZM182 115V114H181ZM184 115H185V113H184ZM192 115V114H191ZM242 115H243V113H242ZM242 115H238V117L239 116H241L242 117ZM246 115H248V113L246 114ZM98 116H99V114H98ZM124 116V115H123ZM129 116H130V114H129ZM133 116V115H132ZM131 116V117H132ZM143 116V115H142ZM168 116V117H167ZM188 116V115H187ZM232 117H233V115H231ZM244 116V115H243ZM252 116V115H251ZM259 116H261V115H259L258 114V117ZM88 117H89V115H88ZM91 117V116H90ZM118 117V116H117ZM126 117H127V115H126ZM141 117V116H140ZM163 117V116H162ZM171 117H173V115L171 114ZM186 117V116H185ZM237 117V118H238ZM146 118V117H145ZM174 118V117H173ZM184 118V117H183ZM228 118V119H227ZM261 118V117H260ZM88 119V118H87ZM118 119V118H117ZM189 119L191 120V117H189ZM229 119H230V121H229ZM239 120H240V118H238ZM242 119V118H241ZM122 120V119H121ZM137 120V119H136ZM143 120V119H142ZM244 120L245 121H247V124H248V129L251 131L252 129H254V128H252V129H250V127L252 126H250L249 124L251 123H249L248 122V120H246V119H242V120H240V121H243V122H241V124L242 123H244V124H246L245 122H244ZM254 120V119H253ZM261 120V119H260ZM119 121V120H118ZM240 121L238 122V120H237V123H239V125L237 124V127H239L240 126ZM86 122H87V120H86ZM94 122V121H93ZM99 122V121H98ZM255 122V121H254ZM235 123V122H234ZM233 123V124H234ZM88 124V123H87ZM93 124V123H92ZM91 124V125H92ZM99 124V123H98ZM105 124V123H104ZM158 124V123H157ZM174 124V122H172V125ZM100 125V124H99ZM167 125V124H166ZM194 125V124H193ZM158 127H159V125H157ZM156 125H155V127H157ZM235 127H234V130L237 132V136L239 135H243V137L245 138V143H244V141L242 140L243 138H242V135H241V138H238V137H236V135L235 134H232L233 135V137H232V135H230V134H228V135H230L232 138H234V136H235V140H234V142L236 141V138H238V139H241L242 141H241V143L243 142V146H241V147H243V148H245V149H243V150H248V148H246L245 146H244V144H246V145H248L249 143H250V145L248 146L249 147V149L250 148H252L251 149V151L253 150V152H254V150L255 149H257V144L259 143V145H260V147H261V149H259V150H264V147L262 146V144L263 143H261L260 144V141L257 139V136H256V139H257V141H259V142H257V144H256V140H255V144H256V146L254 147L253 146V143H254V139H253V137L251 136L250 137V139L252 140L251 142H249V137L247 136L248 134H249V131H248V129L246 130V132H248V134H246L245 133V131H244V129H243V127H244V125H242L243 127H241V128H239V129H241V130H243L244 131V133L245 134H243V131L241 132L240 130V132H241V134L239 133L238 134V128L236 127V124L234 125ZM96 127V126H95ZM115 127V126H114ZM118 127V126H117ZM171 127V126H170ZM175 127V126H174ZM90 128V127H89ZM123 128H124V126H123ZM246 128V127H245ZM256 128V127H255ZM104 129V128H103ZM149 129V128H148ZM159 129V128H158ZM196 129V128H195ZM237 129V130H236ZM91 130V129H90ZM124 130H125V128H124ZM143 130V129H142ZM228 130H230V128H228ZM227 130V131H228ZM255 130V129H254ZM101 131V130H100ZM160 132H161V130H159ZM258 131H259V129H258ZM232 132V131H231ZM235 132V133H236ZM93 133V132H92ZM128 133V132H127ZM139 133V132H138ZM144 133V132H143ZM166 133V132H165ZM228 133H230V131H228ZM233 133H234V131H233ZM257 133V132H256ZM259 133V132H258ZM90 134H91V131L89 132V136H90ZM130 134V133H129ZM145 134V133H144ZM250 134L251 135H253L251 132H250ZM87 135H88V131H87ZM102 136H103V134H101ZM100 135V136H101ZM140 135H141V133H140ZM159 135V134H158ZM178 135V134H177ZM226 136V137H228V138H231V137H229V136ZM256 135V134H255ZM115 136V135H114ZM179 136H181V134H179ZM250 136V135H249ZM91 137V136H90ZM116 137V136H115ZM114 137V138H115ZM127 137H128V135H127ZM161 137V136H160ZM119 138V137H118ZM135 138V137H134ZM141 138V137H140ZM153 138H155L154 136H153ZM159 138V137H158ZM246 138H248V143H246L247 141V139ZM128 139H129V137H128ZM127 139V140H128ZM145 139V138H144ZM149 139V138H148ZM160 139V138H159ZM177 139V138H176ZM263 139V138H262ZM130 140V139H129ZM141 140V139H140ZM164 140V139H163ZM103 141V140H102ZM157 141V140H156ZM175 141V140H174ZM178 141V140H177ZM176 141V142H177ZM184 141H185V139H184ZM105 142V141H104ZM129 142V141H128ZM144 142V141H143ZM158 142V141H157ZM165 142H166V139H165ZM164 142V143H165ZM182 142V141H181ZM187 142V141H186ZM219 142L220 143H222V145L223 146H221V144H219ZM237 142V141H236ZM123 143V142H122ZM130 143V142H129ZM133 143V142H132ZM151 143V142H150ZM163 143V142H162ZM185 142H183V144H184ZM169 144V143H168ZM168 144H166V145H168ZM171 144V143H170ZM173 144V143H172ZM179 144V143H178ZM188 144V143H187ZM195 144V145H196ZM240 144V143H239ZM88 145V144H87ZM125 145V144H124ZM130 145V144H129ZM144 145V144H143ZM150 145V144H149ZM160 145V144H159ZM182 145V144H181ZM189 145V144H188ZM251 145L253 146V147H251ZM148 146V145H147ZM179 146V145H178ZM239 146V147H240ZM132 147H133V145H132ZM167 147V146H166ZM172 147V146H171ZM185 147V146H184ZM187 147V146H186ZM233 147H234V149H233ZM262 147H263V149H262ZM129 148V147H128ZM147 148V147H146ZM149 148V147H148ZM180 148V147H179ZM254 148V149H253ZM151 149H154V148H151ZM171 149V148H170ZM173 149H176V148H173ZM172 149V150H173ZM235 149H237V150H235ZM129 150V149H128ZM148 150V149H147ZM147 150H146V152H147ZM177 150V149H176ZM175 150V151H176ZM179 150V149H178ZM223 150V151H222ZM240 151H241V148L239 149ZM258 150V149H257ZM151 151H153V150H151ZM169 151V150H168ZM174 151V152H175ZM185 151V150H184ZM191 151H193L192 149H191ZM101 152V151H100ZM123 152V151H122ZM141 152V151H140ZM148 152H149V150H148ZM178 152H180V151H178ZM259 152H260V156H261V154L263 153V155H264V152H262L261 153V151H258V156H259ZM153 153H155L156 154V152L154 151V152H152V155H153ZM169 153V152H168ZM189 153V152H188ZM192 153V152H191ZM195 153H197V152H195ZM251 153V155H249V152H248V156H249V158H253L254 160L256 159V156H254L255 154V152L253 153V155H252V152H250ZM101 154V153H100ZM122 154V153H121ZM130 154H132V153H130ZM141 154H142V152H141ZM173 154V153H172ZM179 154V153H178ZM177 154V155H178ZM184 154V153H183ZM193 154V153H192ZM228 154V155H229ZM146 155H148V154H146ZM160 155V154H159ZM181 155V154H180ZM191 155V154H190ZM156 156V155H155ZM154 156V157H155ZM195 156V155H194ZM197 156H199V155H196L195 157H197ZM216 156V157H215ZM251 156V157H250ZM255 158H254V157ZM142 157V156H141ZM188 156H186V158H187ZM136 158V157H135ZM148 158H149V155H148ZM161 158V157H160ZM167 158V157H166ZM175 158V157H174ZM197 158H199V157H197ZM197 158H195V159H197ZM205 158H203V159H205ZM217 160H216V159ZM230 158V157H229ZM243 158V157H242ZM46 159V158H45ZM163 159V158H162ZM171 159V158H170ZM194 159V158H193ZM239 159V158H238ZM149 160V159H148ZM151 160H152V157H151ZM179 160H180V157H179ZM215 160V161H214ZM226 160V159H225ZM227 160H228V158H227ZM229 160H231V158L229 159ZM229 160H228V162H229ZM233 160V159H232ZM249 160V159H248ZM247 160V161H248ZM258 160H260L259 158H257L255 161V163H257V161ZM147 161V160H146ZM183 161H184V159H183ZM193 161V160H192ZM205 161V162H206ZM223 161V160H222ZM222 161H221V163H222ZM243 161H244V159H243ZM263 161V160H262ZM162 162H163V160H162ZM167 162V161H166ZM172 162V161H171ZM181 162V161H180ZM186 162V161H185ZM185 162H184V165H185ZM207 162V163H208ZM224 162V161H223ZM233 162H235V161H233ZM246 162V161H245ZM250 162V161H249ZM254 162V161H253ZM260 162V161H259ZM165 163V162H164ZM163 163V164H164ZM168 163V162H167ZM217 163V162H216ZM216 163H214V164H216ZM219 163H220V161H219ZM229 163H231V161L229 162ZM252 163V162H251ZM118 164V163H117ZM151 164V163H150ZM152 164H154V163H152ZM168 164H171V163H168ZM180 164V163H179ZM188 167H189V161H188ZM199 164V163H198ZM202 164V163H201ZM225 164V163H224ZM234 164V163H233ZM237 164V163H236ZM235 164V165H236ZM249 164V163H248ZM247 164V165H248ZM252 164H254V163H252ZM156 166H157V164H155ZM182 165V164H181ZM232 165V164H231ZM246 165V164H245ZM255 165V164H254ZM127 166H128V163H127ZM147 166V165H146ZM170 166V165H169ZM216 166H218V164L216 165ZM215 166V167H216ZM226 166V165H225ZM120 167H123V166H120ZM200 167V166H199ZM230 167V166H229ZM237 167V166H236ZM251 167V166H250ZM257 167V166H256ZM259 167V166H258ZM46 168V167H45ZM50 168V167H49ZM118 168V167H117ZM171 168H173V167H171ZM198 168V167H197ZM218 168V167H217ZM235 168V167H234ZM233 168V169H234ZM241 169L243 168L244 169V166L243 167H240ZM246 168V167H245ZM255 167H253V170H257L256 168L254 169ZM150 169V168H149ZM163 170H164V168H162ZM166 169V168H165ZM212 169H213V167H212ZM226 169V168H225ZM240 169V170H241ZM247 169H249V168H247ZM11 170H12V168H11ZM124 170V169H123ZM144 170H145V168H144ZM147 170V169H146ZM167 170V169H166ZM175 170V172H176V169H174ZM217 170V169H216ZM231 170H232V168H231ZM237 170H238V168H237ZM245 170V169H244ZM263 170V169H262ZM48 171V170H47ZM139 171H141L140 169H139ZM187 171H189L188 169H187ZM198 171V170H197ZM215 171V170H214ZM235 171H236V169H235ZM247 171V170H246ZM250 171V170H249ZM251 171H252V169H251ZM123 172V171H122ZM179 172H180V170H179ZM221 172H223V170H221ZM238 172V171H237ZM248 172V171H247ZM247 172H244V173H247ZM155 173L157 174V172H156V170H155ZM165 173V172H164ZM169 173V172H168ZM168 173H166V174H168ZM214 173V172H213ZM231 173V172H230ZM240 173V172H239ZM15 174V173H14ZM13 174V175H14ZM56 174V173H55ZM187 174V173H186ZM222 173H219V175H221ZM234 174H236V172L234 173ZM242 174H243V172H242ZM5 175V174H4ZM153 175V174H152ZM192 175V174H191ZM225 175V174H224ZM247 175V174H246ZM249 175V174H248ZM253 175H256V174H253ZM258 175H260V174H258ZM157 176H158V174H157ZM166 176V175H165ZM230 176H231V174H230ZM241 176H243V175H241ZM252 176V175H251ZM250 176V177H251ZM10 177V176H9ZM11 177H12V175H11ZM58 177V176H57ZM56 177V178H57ZM224 177V176H223ZM238 177V176H237ZM244 177V176H243ZM242 177V178H243ZM256 177V176H255ZM54 179V178H53ZM4 180V179H3ZM9 180V179H8ZM198 180V179H197ZM236 180V179H235ZM255 180V179H254ZM256 180H257V178H256ZM53 181V180H52ZM54 181H55V179H54ZM226 181V180H225ZM245 181H246V179H245ZM250 181H252V180H250ZM259 181H261V179H259ZM197 182V181H196ZM221 182V181H220ZM237 182V181H236ZM248 182V181H247ZM262 182V181H261ZM219 183V182H218ZM228 183H230V181H228ZM233 183H234V181H233ZM240 183V182H239ZM264 183V182H263ZM262 183V184H263ZM15 185H17V184H15ZM57 185V184H56ZM55 185V186H56ZM217 185V184H216ZM221 185V184H220ZM234 185V184H233ZM252 185V184H251ZM255 185V184H254ZM260 185V184H259ZM54 186V185H53ZM229 186V185H228ZM231 186H232V182H231ZM243 187V186H242ZM258 187V186H257ZM263 187V186H262ZM262 187H261V189H262ZM198 188V187H197ZM204 189H205V187H203ZM215 188V187H214ZM218 188H219V186H218ZM221 188H222V186H221ZM234 188V187H233ZM252 188V187H251ZM17 189V188H16ZM240 189L242 190V188L240 187ZM244 189V188H243ZM209 191H211L210 190V188L208 189ZM224 190V189H223ZM230 190V189H229ZM253 190V189H252ZM186 191H188V189L186 190ZM191 191V190H190ZM194 191V190H193ZM205 191V190H204ZM226 191V190H225ZM228 191V190H227ZM200 192V191H199ZM224 192V191H223ZM222 192V193H223ZM239 192V191H238ZM249 192V191H248ZM254 192H255V190H254ZM262 192V191H261ZM185 193V192H184ZM216 193V192H215ZM225 193V192H224ZM235 193V192H234ZM240 193L241 194H243V192L242 191H240ZM260 193V192H259ZM0 194H2V193H0ZM195 194V193H194ZM188 194H186V196H187ZM226 195V194H225ZM224 195V196H225ZM239 195V194H238ZM249 195V194H248ZM261 195V194H260ZM227 196V195H226ZM250 196V195H249ZM248 196V197H249ZM192 197V196H191ZM215 197H216V195H215ZM211 198V197H210ZM250 198V197H249ZM27 199V198H26ZM216 199V198H215ZM254 199V198H253ZM263 199V198H262ZM262 199H261V201H262ZM224 200V199H223ZM226 200V199H225ZM233 200V199H232ZM235 200V199H234ZM250 200H252V198H250ZM202 201V200H201ZM215 201H217V200H215ZM229 201H230V199H229ZM237 201V200H236ZM239 203H240V210L242 211V213L244 212V210H245V214H246V212H247V214H250L251 216L250 217H248V218H254V220H255V223H260V224H264V215H262V214H260V212H257V210H254L253 209V211H250V210H252V208H251V205H246L242 200H241V197L239 198ZM245 201V200H244ZM203 202V201H202ZM211 202H212V199H211ZM235 202V201H234ZM248 199H247V204H248ZM25 203V202H24ZM193 203V202H192ZM233 203V202H232ZM252 203H253V201H252ZM256 203H257V201H256ZM258 204H259V202H258ZM23 205V204H22ZM28 205V204H27ZM169 205V204H168ZM216 205L218 206V203H216ZM239 205V204H238ZM254 205H255V203H254ZM20 206V205H19ZM205 206V205H204ZM21 207V206H20ZM23 207V206H22ZM32 207V206H31ZM193 207V206H192ZM203 207V206H202ZM225 207V206H224ZM231 207V206H230ZM22 209V213H23V209L24 208H21ZM195 209V208H194ZM200 209V208H199ZM235 209H236V207H235ZM19 210H20V208H19ZM19 210H18V212H19ZM193 210V209H192ZM204 210V209H203ZM220 210V209H219ZM45 211V210H44ZM197 211V210H196ZM231 211V209L229 210V212ZM232 211H234V213H235V210H232ZM256 211V212H255ZM259 211V210H258ZM29 212V211H28ZM198 212V211H197ZM209 212V211H208ZM207 212V213H208ZM220 212V211H219ZM21 212H20V214H21V216L23 215ZM262 213H263V210H262ZM20 214H19V216H20ZM24 214H25V216H26V211L24 212ZM41 214V213H40ZM220 214V213H219ZM224 214V213H223ZM228 214V213H227ZM244 214V213H243ZM14 215V214H13ZM13 215H12V217H13ZM39 215V214H38ZM46 215V214H45ZM180 215V214H179ZM218 215V214H217ZM226 215V214H225ZM231 215H232V213H231ZM240 215V214H239ZM16 216V212H15V215H14V218H13V221H14V219L16 218L15 217ZM48 216V215H47ZM55 216H56V214H55ZM73 216V215H72ZM95 216V215H94ZM97 216V215H96ZM197 216V215H196ZM198 216H199V214H198ZM221 216V215H220ZM11 217V218H12ZM27 217V216H26ZM25 217V218H26ZM51 218H52V216H50ZM49 217V218H50ZM59 217H60V214H59ZM182 217H183V215H182ZM181 217V218H182ZM200 217V216H199ZM211 217V216H210ZM21 217H19V219H20ZM47 218V217H46ZM66 218V217H65ZM73 218V217H72ZM181 218H180V220H181ZM185 218V217H184ZM190 218V217H189ZM198 218V217H197ZM221 218H223L222 216H221ZM17 219V218H16ZM22 220H23V218H21ZM35 219H36V217H35ZM59 219V218H58ZM96 219V218H95ZM185 219H187V218H185ZM185 219H184V221H185ZM191 219V218H190ZM0 220H1V222H2V220H3V217L0 215ZM12 220V219H11ZM52 219H50V221H51ZM64 220V219H63ZM179 220V219H178ZM222 220V219H221ZM237 220V219H236ZM257 220V221H256ZM12 221V222H13ZM16 221L17 220H15V224H16ZM37 220H35V222H36ZM53 221V220H52ZM60 221V220H59ZM81 221V220H80ZM198 221V220H197ZM229 221H230V219H229ZM4 222V221H3ZM18 222V221H17ZM188 222V221H187ZM191 222V221H190ZM190 222H189V224H190ZM243 222V221H242ZM28 223V222H27ZM37 223V222H36ZM42 223V222H41ZM52 223V222H51ZM56 223V222H55ZM60 223V222H59ZM62 223V222H61ZM76 223V222H75ZM79 223V222H78ZM98 223V222H97ZM182 223V222H181ZM184 223V222H183ZM217 223V222H216ZM230 223V222H229ZM232 223V222H231ZM1 224V223H0ZM14 224V225H15ZM25 224V223H24ZM44 224V223H43ZM45 224H46V222H45ZM49 224V223H48ZM74 224V223H73ZM94 224H95V222H94ZM93 224V225H94ZM186 224V223H185ZM188 224V225H189ZM192 224V223H191ZM195 224V223H194ZM32 225V224H31ZM37 225V224H36ZM52 225V224H51ZM78 225H80V224H75V226H78ZM96 225V224H95ZM109 225V224H108ZM184 225V224H183ZM219 225V224H218ZM6 226V225H5ZM21 226H22V224H21ZM56 226V225H55ZM62 226V225H61ZM74 226V225H73ZM85 226V225H84ZM92 226V225H91ZM100 226V225H99ZM111 227H112V225H110ZM191 226H193V225H191ZM207 226V225H206ZM228 226V225H227ZM239 226V225H238ZM16 227H17V224H16ZM41 227V226H40ZM48 227V226H47ZM82 227V226H81ZM81 227H80V229H79V231H77L78 229L76 228H74V230H72L73 228H70L71 229V233L73 232V231H77V234H78V232H79V234H80V230H81ZM93 227V226H92ZM95 227V226H94ZM96 227L98 228V226L96 225ZM182 227H184V226H182ZM187 227V226H186ZM229 227V226H228ZM1 228H2V226H1ZM22 228V227H21ZM54 228V230H56L55 228L56 227H52V229ZM60 228V227H59ZM63 228V227H62ZM67 228V227H66ZM78 228H79V226H78ZM88 228V227H87ZM189 228V227H188ZM198 228V227H197ZM196 228V229H197ZM200 228V227H199ZM58 229V228H57ZM112 229H113V227H112ZM181 229V228H180ZM184 229V228H183ZM219 229H220V227H219ZM41 230H42V228H41ZM98 230H99V228H98ZM202 230V229H201ZM228 230V229H227ZM33 231H35V229H33ZM50 231V230H49ZM61 231V230H60ZM91 230H89V232H90ZM241 231H242V229H241ZM0 232H2V229H0ZM4 232V231H3ZM2 232V233H3ZM39 232V231H38ZM41 232V231H40ZM58 232V231H57ZM66 232V231H65ZM81 232H82V230H81ZM92 232V231H91ZM227 232V231H226ZM229 232V231H228ZM2 233H1V235H2ZM47 232H45V234H46ZM62 233V232H61ZM75 234H76V232H74ZM83 233V232H82ZM108 233V232H107ZM225 233V232H224ZM9 234V233H8ZM51 234V233H50ZM63 234V233H62ZM76 234V235H77ZM116 233H114V235H115ZM214 234V233H213ZM49 235V234H48ZM68 236H69V234H67ZM87 235H88V232H87ZM94 235V234H93ZM126 235H128V234H126ZM233 235V234H232ZM65 236V235H64ZM72 236H74V240H72V241H75V239H77V243H79V244H76L78 247V254L77 255H74L75 254V252L74 253H72L71 252V254L70 253H68V257H67V254H66V256L64 257V255H65V252H63L64 253V255H63V258H66V259H69L70 258V264H127L128 262L126 261V257H123L122 256V254L120 253V251H119V253L121 254V258L123 259L124 258V260L125 261H123L122 259H118L117 257L116 258H114L113 260H111V259H109V261H106L107 263H105L104 262V260H103V254H105V253H107L109 250H112V248H113V246H114V250H115V246H116V243H114L115 245H113V243L112 244H110V242H109V244H107V242H105V241H103V240H100L99 239V242L98 241H92L91 243H88L87 241L85 242L84 240L86 239H83V241L84 242H80V240L78 239V235L77 236H75V235H72ZM229 236H231V235H229ZM56 237V236H55ZM58 237V236H57ZM77 237V238H76ZM79 237H81V239H82V235L81 236H79ZM87 237H89V236H87ZM127 237V236H126ZM238 237V236H237ZM1 238V237H0ZM48 238V237H47ZM105 238V237H104ZM112 238V237H111ZM167 238V237H166ZM222 238V237H221ZM245 238V237H244ZM2 239V238H1ZM1 239H0V241H1ZM11 239V238H10ZM49 239V238H48ZM63 238L62 237H60V238H58V241H57V239H55L53 242H51V244H52V246L54 247V250L57 252V253H59V250H62L60 247H62V245H64L65 246V248H67V247H69L68 245H69V243H71L70 242V240L66 237L65 238V240H64V242H63V240H62ZM72 239V238H71ZM123 239V238H122ZM127 239V238H126ZM174 239H176V237L174 238ZM8 240H9V238H8ZM67 240V241H66ZM68 240H69V243H68ZM98 240V239H97ZM110 240V239H109ZM117 240V239H116ZM119 240H121V239H119ZM168 240V239H167ZM233 240H235V239H233ZM232 240V241H233ZM7 241V240H6ZM16 241V240H15ZM68 243V244H66V242ZM124 241V240H123ZM50 242V241H49ZM113 242V241H112ZM15 243H17V241L15 242ZM118 243V242H117ZM231 243V242H230ZM236 243V242H235ZM2 244V243H1ZM19 244V242L16 244V246ZM21 244L22 243H20V252H21V254H20V259H21V264H28V255H26L25 254V248L23 247L22 249H24V251H22V249H21ZM73 244V243H72ZM170 244V243H169ZM240 244V243H239ZM3 245H6V242H5V244H3ZM7 245H8V242H7ZM26 245V244H25ZM66 245H67V247H66ZM110 247H109V246ZM118 245V244H117ZM1 246V245H0ZM10 246H12V244L11 245H8V246H6V247H4L5 248V250L7 249V247H10ZM29 246V245H28ZM28 246H26L27 248H28ZM63 246V247H64ZM130 246V245H129ZM122 247V246H121ZM18 248V247H17ZM31 248V247H30ZM64 249V248H63ZM118 249H119V247H118ZM134 249V248H133ZM1 250V252L3 251L2 249H0ZM28 250V249H27ZM32 250V249H31ZM43 250V249H42ZM125 250V249H124ZM7 251V250H6ZM63 251V250H62ZM62 251H60V253L62 252ZM67 251L69 252V249L67 248ZM179 251V250H178ZM54 252V251H53ZM55 252V253H56ZM4 253H5V251H4ZM42 253H43V251H42ZM41 253V254H42ZM59 253V254H60ZM32 254V253H31ZM40 254V255H41ZM69 254H70V256H69ZM118 254V253H117ZM126 254V253H125ZM125 254H123V255H125ZM128 254H131V252H129ZM135 254H136V252H135ZM57 255V254H56ZM238 255V254H237ZM59 257H61L62 258V256H60V255H58ZM119 256V255H118ZM0 260L2 259V253H0ZM30 258H32L33 257V254H32V256H29ZM38 257H40V256H38ZM131 257H132V254H131ZM138 256H136V258H137ZM177 257V256H176ZM218 257V256H217ZM226 257V256H225ZM240 257V256H239ZM29 258V260H31ZM56 258V257H55ZM61 258H60V260H61ZM130 258V257H129ZM138 258H140V257H138ZM219 258V257H218ZM242 258V257H241ZM40 259H41V257H40ZM66 259H64L63 260V263L64 264H67V263H69L68 261L69 260H67L66 261ZM106 259H107V257H106ZM131 259V258H130ZM134 259V258H133ZM132 259V260H133ZM142 259V258H141ZM148 259V258H147ZM237 259V258H236ZM136 260V259H135ZM215 260H216V258H215ZM228 260H229V258H228ZM66 261V262H65ZM152 261V260H151ZM229 261H231V260H229ZM238 261V260H237ZM241 261V260H240ZM243 262V261H242ZM31 263V262H30ZM59 264H60V262H58ZM132 263L133 264H136L134 261H132ZM0 264H3V262L2 261H0ZM138 264V263H137ZM143 264V263H142ZM156 264V263H155ZM157 264H158V262H157ZM216 264V263H215ZM234 264V263H233ZM238 264V263H237ZM244 264V263H243Z\"/></svg>",
  "mask_w": 264,
  "mask_h": 264
}]
</instances>
